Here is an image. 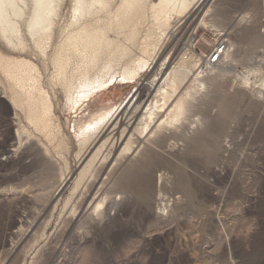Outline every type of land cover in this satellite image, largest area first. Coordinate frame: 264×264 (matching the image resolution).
I'll return each instance as SVG.
<instances>
[{"label": "rangeland", "instance_id": "1", "mask_svg": "<svg viewBox=\"0 0 264 264\" xmlns=\"http://www.w3.org/2000/svg\"><path fill=\"white\" fill-rule=\"evenodd\" d=\"M221 2L222 30L235 49L222 61L235 59L238 71L208 85L191 114L162 131L163 141L146 156L100 161L69 204L79 132L115 109L125 113L121 131L138 104L155 102L164 85L154 82L182 60L196 23L183 17L155 67L134 81L118 77L77 103L63 104L59 96L57 112L71 140L69 169L44 153L35 134L20 145L18 121L0 89V264H264V87L260 93L258 84L244 85L238 76L249 67L264 71V3ZM247 13L250 20L239 21ZM210 29H197L200 53L216 38ZM201 69L197 62L178 96ZM160 190L172 204L164 215L158 214Z\"/></svg>", "mask_w": 264, "mask_h": 264}, {"label": "bare ground", "instance_id": "2", "mask_svg": "<svg viewBox=\"0 0 264 264\" xmlns=\"http://www.w3.org/2000/svg\"><path fill=\"white\" fill-rule=\"evenodd\" d=\"M222 5L221 0H0V40L16 52L0 47L1 98L9 103L18 121L20 145L24 136L35 134L44 153L69 169L71 140L57 112L59 96H63V104L77 103L118 77L134 81L143 69L155 67L183 17L190 16V23H196L191 36L200 26L221 32L225 28ZM250 17L247 13L239 21L248 22ZM234 50L232 43L218 65L201 69L194 83L178 96L199 62L195 54L189 59L183 56L166 78L161 76L154 82V87L164 85L154 97L156 101L138 104L121 131L119 124L125 113L119 109L96 116L86 125L78 135L79 172L66 204L89 176L95 175L100 161L104 166L112 164L117 154L116 161L131 154L134 159L146 156L153 145L163 141L162 131L178 128L196 101L206 96L208 85L238 71L235 59L223 60ZM257 67H249L238 76L244 85L258 84L261 93L264 71ZM198 120L201 125L206 122L198 118L197 124ZM164 178L161 172L157 180L160 187ZM158 200V214L164 215L172 204L165 201L161 190ZM104 202L100 201L93 213Z\"/></svg>", "mask_w": 264, "mask_h": 264}, {"label": "built area", "instance_id": "3", "mask_svg": "<svg viewBox=\"0 0 264 264\" xmlns=\"http://www.w3.org/2000/svg\"><path fill=\"white\" fill-rule=\"evenodd\" d=\"M196 29L194 30V34L191 36L192 29L188 28L186 39L183 43V52L181 53L182 55H184L185 59H189L192 54H195L200 64L204 68L211 69L220 63L223 55L228 49L229 40L227 36H225L227 35V32H225L224 30L218 32V30L214 28L213 30L210 29L211 31H214V36H216V38L209 46V48L205 50V52L200 53L198 49L201 40L200 37H198V32Z\"/></svg>", "mask_w": 264, "mask_h": 264}]
</instances>
